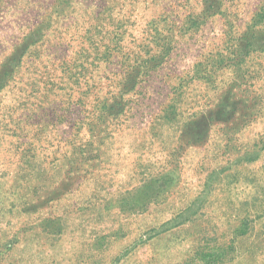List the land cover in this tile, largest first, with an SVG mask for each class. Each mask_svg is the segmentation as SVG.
Wrapping results in <instances>:
<instances>
[{
    "label": "rangeland",
    "instance_id": "1",
    "mask_svg": "<svg viewBox=\"0 0 264 264\" xmlns=\"http://www.w3.org/2000/svg\"><path fill=\"white\" fill-rule=\"evenodd\" d=\"M0 264H264V0H0Z\"/></svg>",
    "mask_w": 264,
    "mask_h": 264
}]
</instances>
